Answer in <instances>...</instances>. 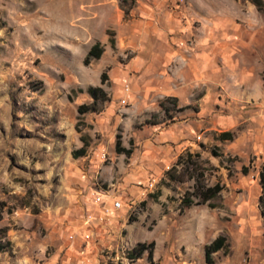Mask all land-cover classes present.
Here are the masks:
<instances>
[{"label": "rangeland", "instance_id": "rangeland-1", "mask_svg": "<svg viewBox=\"0 0 264 264\" xmlns=\"http://www.w3.org/2000/svg\"><path fill=\"white\" fill-rule=\"evenodd\" d=\"M261 171L264 0H0V264H264Z\"/></svg>", "mask_w": 264, "mask_h": 264}, {"label": "trees", "instance_id": "trees-1", "mask_svg": "<svg viewBox=\"0 0 264 264\" xmlns=\"http://www.w3.org/2000/svg\"><path fill=\"white\" fill-rule=\"evenodd\" d=\"M252 1H254L258 6L262 5V0H252ZM109 40H110L111 45L113 46L115 44V39L110 36ZM103 50H104L103 44L99 40H96L94 43H92L90 45L89 49L87 50V52L84 56V59H83L84 63L87 64L91 61V59L98 58L101 55V53L103 52ZM106 78H107V74L104 71L101 74V82H103ZM87 91L91 95L92 100L88 103H80L77 106V110L79 113H83V112L88 111V110H99L103 107L104 103L110 99L109 93L101 85H93V84L89 85L87 87ZM169 97L177 99L175 96H167L166 99ZM159 104L165 112H167V110H169L168 106L165 104V99L160 100ZM218 137L221 139L231 138L232 133L230 131H227V130L220 131V133L218 134ZM86 146H87V142L84 140L83 145L74 150V155L78 156V155L83 154L85 152ZM116 150L118 152L119 151L125 152L127 155H129L132 151V148L131 147H125V146L121 145V141H120V138L118 135V137L116 139ZM213 153L219 154L215 150H213ZM186 154L188 156H191L193 154L198 155L199 153L198 152L193 153L191 151H186ZM181 156L182 155L179 154L176 162L166 169L165 173H166V176L169 180H183V176H184L183 173L177 171V168H176V164L179 161H181ZM193 177L195 179L194 190L188 192L189 193L188 195L182 196V198H181L182 206L190 205L194 201L193 197H198L199 202L207 201L209 205H212V206L216 205L213 202H211L210 199L212 197H215L217 194L220 193L223 185L220 184L219 182H215L211 185H205L204 183L199 181L200 180L199 175L197 177L195 175H193ZM260 183L262 185V192L260 194L259 200H260V204L262 206V214L264 215V171H261V173H260ZM153 195L157 196V193H155ZM225 242H226L225 235H218L207 245L206 250H205V259L207 262H212L211 253L213 251H216V250L224 247ZM133 250H137L136 255L140 254L143 250V244H141L140 246L134 247ZM151 253H152V251L150 249L149 250V256L151 255Z\"/></svg>", "mask_w": 264, "mask_h": 264}, {"label": "built area", "instance_id": "built-area-1", "mask_svg": "<svg viewBox=\"0 0 264 264\" xmlns=\"http://www.w3.org/2000/svg\"><path fill=\"white\" fill-rule=\"evenodd\" d=\"M112 206L115 207V208L121 207L122 206L121 200H119V199L114 200ZM103 209L104 210H108L109 207L106 206V205H104V208Z\"/></svg>", "mask_w": 264, "mask_h": 264}, {"label": "crops", "instance_id": "crops-1", "mask_svg": "<svg viewBox=\"0 0 264 264\" xmlns=\"http://www.w3.org/2000/svg\"><path fill=\"white\" fill-rule=\"evenodd\" d=\"M155 123V122H154Z\"/></svg>", "mask_w": 264, "mask_h": 264}]
</instances>
